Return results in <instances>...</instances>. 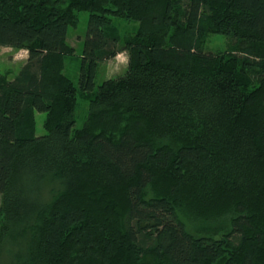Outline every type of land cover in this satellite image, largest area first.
I'll use <instances>...</instances> for the list:
<instances>
[{
  "label": "trees",
  "instance_id": "obj_1",
  "mask_svg": "<svg viewBox=\"0 0 264 264\" xmlns=\"http://www.w3.org/2000/svg\"><path fill=\"white\" fill-rule=\"evenodd\" d=\"M85 11L77 85L62 60ZM3 47L28 58L0 72V264H260L264 0H0ZM120 53L124 73L98 84ZM159 173L171 188L149 196ZM200 190L225 195L221 235L181 217Z\"/></svg>",
  "mask_w": 264,
  "mask_h": 264
},
{
  "label": "rangeland",
  "instance_id": "obj_2",
  "mask_svg": "<svg viewBox=\"0 0 264 264\" xmlns=\"http://www.w3.org/2000/svg\"><path fill=\"white\" fill-rule=\"evenodd\" d=\"M89 18V12H82L79 19V26L76 29H71L69 34V42L73 44L76 49V55L64 57L62 60L63 70L62 72L72 79L78 85V73L81 62V54L83 51V38L80 41L79 36H85L87 29V23ZM114 23L120 33L123 36H129L134 32L139 30V23L134 21H128L125 19H115ZM208 47L212 50H223L225 47V39L221 35L214 34L208 40ZM28 58V51L26 49L3 47L0 51V72L14 77L21 67L25 64ZM128 63V56L126 53H120L114 59L109 60L102 65L100 69V74L98 77V84L102 83L108 78L116 77L124 73ZM89 103L84 96L79 97L78 108L76 111L77 115V126L81 127L86 119L88 113ZM36 133L41 135L45 133L44 122L46 119V114L42 112L36 113ZM168 142V140H167ZM261 175V174H260ZM90 178H97L95 175H88ZM87 176V178H89ZM89 178V179H90ZM254 178V177H253ZM256 178V177H255ZM254 178V179H255ZM97 181V180H96ZM264 174L258 176L255 182L256 192H259L263 197L264 187ZM93 186V185H92ZM171 186L165 176H160L154 186H151L149 193L163 194L169 192ZM162 191V192H161ZM199 198L197 200L187 201L185 205L182 206L181 217L187 224L190 230L193 232L201 233H217L219 235L223 234L225 231L230 229V222H228V216L226 214L225 205L221 201L220 194L214 195L206 193L203 195V191L198 192ZM225 197L224 194H221ZM210 200H213L212 202ZM221 210V211H220ZM264 211V210H263ZM4 223V220L1 221ZM227 224V226H226ZM202 229V230H201ZM248 244L244 249H248ZM228 247L224 252V256H228ZM260 264H264V257H260Z\"/></svg>",
  "mask_w": 264,
  "mask_h": 264
}]
</instances>
